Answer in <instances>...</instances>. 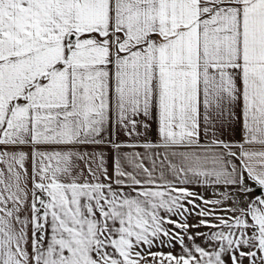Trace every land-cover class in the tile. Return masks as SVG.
<instances>
[{
  "label": "snow or ice",
  "instance_id": "snow-or-ice-1",
  "mask_svg": "<svg viewBox=\"0 0 264 264\" xmlns=\"http://www.w3.org/2000/svg\"><path fill=\"white\" fill-rule=\"evenodd\" d=\"M0 264H264V0H0Z\"/></svg>",
  "mask_w": 264,
  "mask_h": 264
}]
</instances>
